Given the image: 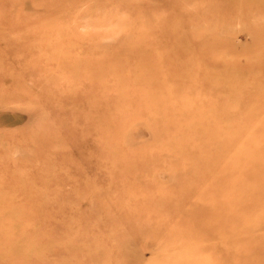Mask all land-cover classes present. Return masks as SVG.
Returning <instances> with one entry per match:
<instances>
[{
    "label": "rangeland",
    "instance_id": "rangeland-1",
    "mask_svg": "<svg viewBox=\"0 0 264 264\" xmlns=\"http://www.w3.org/2000/svg\"><path fill=\"white\" fill-rule=\"evenodd\" d=\"M0 264H264V0H0Z\"/></svg>",
    "mask_w": 264,
    "mask_h": 264
},
{
    "label": "bare ground",
    "instance_id": "bare-ground-1",
    "mask_svg": "<svg viewBox=\"0 0 264 264\" xmlns=\"http://www.w3.org/2000/svg\"><path fill=\"white\" fill-rule=\"evenodd\" d=\"M263 139V138H262ZM262 141V140H261Z\"/></svg>",
    "mask_w": 264,
    "mask_h": 264
}]
</instances>
